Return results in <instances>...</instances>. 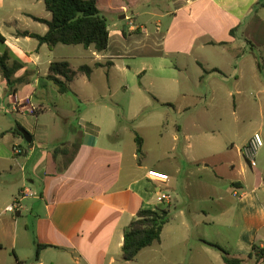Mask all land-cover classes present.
Instances as JSON below:
<instances>
[{
	"label": "crops",
	"instance_id": "crops-1",
	"mask_svg": "<svg viewBox=\"0 0 264 264\" xmlns=\"http://www.w3.org/2000/svg\"><path fill=\"white\" fill-rule=\"evenodd\" d=\"M114 1L97 0V8L101 13L103 9L119 13L120 19L127 21L124 29L128 39L121 30L111 34L108 27L107 49L96 53L89 47L86 50L91 57H82L89 64L75 67L68 58L55 56L59 45L49 49L29 36L47 32V26L35 20L51 19L45 7L37 12L41 14L22 8L15 10V16L5 13L4 27L10 29L20 19L42 29L39 34L11 29L8 34L0 32L4 38L2 51L7 49L11 61L21 65L13 76L14 90L7 96L0 76V106L6 103L18 115L34 121L29 127L23 124L31 135L30 146L7 133L12 128L0 134V168L13 176L0 185V264H131L154 244L141 250L134 261H124L121 248L125 229L140 209L165 206L169 207V220L155 243L159 247L165 230L171 236L172 248L188 247L193 234L199 250L214 260L221 258L220 253L202 241L219 245L232 257L242 259L241 264H264V259L256 262L252 251L253 245L264 250V79L257 70L256 58L260 57L264 69V7L257 8L259 0H161L162 5L134 11L136 2L117 0L115 6ZM141 16L154 19L155 32H148L146 23L139 20ZM33 40L36 43L30 49L20 46ZM128 41L133 43L132 53L127 49ZM138 56L143 59L142 68L132 70L134 76H146L144 61L166 62L171 80L159 90L176 91L182 85L202 83L207 93L204 98H195L205 107L218 103L221 94L232 99L236 107L249 106L246 96L257 90L260 96L255 104L260 117L248 120L255 129L253 133L263 138L257 164L255 160L249 166L239 152L254 134L235 149L236 155L232 149L218 152L207 143L200 115L189 117L187 124L175 128L170 150L151 168L136 151L124 154L118 143H103V135L109 134L107 128L79 113L74 129L66 134L71 137L53 135L50 119L44 116L52 115L54 122V116L62 115L67 123L78 110L77 100L107 110L105 104H98L105 95L95 98L89 92L94 71L103 70L109 76L113 70L126 74L131 68L124 59ZM57 61H66L72 71L86 65L92 73L89 77L77 73L69 84L72 94H60L47 79L50 64ZM186 64L194 67V76L186 74ZM155 97L159 103L171 105L166 93H155ZM232 114L235 122L240 119L236 110ZM16 146L22 155H15ZM58 146L63 153L54 159L51 152ZM72 155L71 162L58 171L57 166ZM254 170L259 171L256 176ZM148 171L164 173L169 179L165 184L151 181ZM249 176L255 177L252 183ZM161 193L168 194L169 200L161 201ZM232 197L233 202L228 199ZM28 198L39 199L36 210L34 204L30 209L23 204ZM17 199L19 211L5 212ZM24 212L28 214L23 216ZM37 244L47 248L35 259ZM22 249H28L29 254L21 256ZM9 251H13L14 261L6 257Z\"/></svg>",
	"mask_w": 264,
	"mask_h": 264
},
{
	"label": "rangeland",
	"instance_id": "rangeland-1",
	"mask_svg": "<svg viewBox=\"0 0 264 264\" xmlns=\"http://www.w3.org/2000/svg\"><path fill=\"white\" fill-rule=\"evenodd\" d=\"M120 1L128 4L136 2L133 7L134 11L141 10L147 5L154 7L162 5L163 3L160 2L161 0H119V2ZM0 2H3L0 7V32L2 34H8L10 29L12 31L24 30L36 34L41 32L42 26L20 19H17L16 25L9 29L4 27L3 19L5 18V13L9 16L8 14L12 12V16H15V10L18 8L25 9L30 13L41 14L37 12H39V10L44 11L42 1L0 0ZM114 4L117 6L119 3L115 0ZM147 10L148 8L146 7L144 11ZM102 14L107 19L111 34L115 29L127 31L126 28L124 29L127 21L120 19L119 13L115 11L106 12V10L103 9ZM139 20H143L146 23L148 32H155L156 25L154 19L141 16ZM166 23L167 21L165 24ZM128 37L129 34L126 32L125 39H128ZM35 43V40L30 44L21 42L20 46L25 49H30ZM126 45L127 49L132 53L134 49L132 41H128ZM90 55V52H87L84 47L79 45H59L55 52L56 57L68 58V62L73 67L81 64H89L90 61L84 60L82 57L90 58ZM142 60L143 59L139 56L136 58H125L124 64L131 68V71L129 70L126 74L113 70L109 76L103 70H95L91 82V90L89 88L85 89H89V92H91L95 98H100L101 94H104V99H99L98 104H105L108 109L103 111L102 108L97 107L92 102H80L77 100L76 104L79 111L77 110L75 113L71 114L70 120L67 123L63 122L62 115L54 116V122H52V115L47 114L44 116L46 117L44 119H50L49 124L52 126L53 135H59L58 133H60L63 137L67 136L66 134H68L71 129H74L77 119L76 116H78L79 113L86 119H93L99 122L103 128H107L106 131L109 132V134L108 136L103 135V143H118L124 154L136 151V155L139 156V159L141 161L146 160L147 168H151L155 166L154 163L158 157L166 156V153L173 144L172 132L175 131L177 126H184L187 124L189 117L193 118V116L196 115L201 116L203 120L202 128L206 133L207 143L218 152L225 153L226 150L230 151L232 149V154L236 155L235 149L240 147L249 136L251 137L254 134L253 132L255 129L248 125V120H257L260 117V109L255 104V101H257L260 96L257 90L250 91L247 96L245 95L250 103L249 106L239 105L236 107L232 99L226 98L221 94L218 103L205 107L196 102L197 99L195 98L196 95L200 98H204L206 95L207 90H205L204 84L196 83L195 85L190 84L185 87L182 85L181 90L161 91L159 87L162 86L163 83H168V81L171 80L168 69L165 67L167 63H160L159 60L144 61L145 65H143V70L146 71V76L141 79L138 76H134L132 70L142 68L140 65ZM185 66H188L186 74L194 76V67L188 64ZM183 76L184 73H182L180 77ZM230 83L231 82L228 84L229 86ZM79 87L82 86L80 85ZM180 92L186 93V96H182ZM155 93H166L167 98L171 99V105L159 103L156 100ZM193 104L197 105L194 106ZM188 106L190 109L184 111L183 109ZM235 110L238 112L240 118L239 120L237 119L236 122L235 118H233L234 114H232ZM25 121L27 123H25ZM109 122L112 123V125L108 126ZM33 123L34 121L28 116H21L15 111H12V106H8L6 103L0 106V134L9 128H16L17 124L27 131L23 124L29 127ZM67 137L71 136L68 135ZM179 152L180 146L177 150V154H179ZM224 157L225 156L221 157L222 161ZM2 170L4 169L0 168V185L5 181L7 183L8 180L13 177L10 176L8 172H3ZM258 172V170H254L255 176ZM254 180L255 177L249 176L250 183ZM228 199L232 202L235 201L234 197ZM40 203L39 199L33 200L32 198H28L23 204L26 205L28 209L34 204L33 210H36ZM27 214V212H24L22 215L25 216ZM170 238V234L165 230V236L161 246L159 247L157 244H154L150 250H148L149 252L131 264H223L219 256L217 260H214L210 256L203 254L199 250L200 246L193 234L189 241L190 247L186 245L185 247L172 248L170 246ZM20 254L21 256H27L29 250L22 249ZM6 257L9 259L8 261H14L13 251H9L8 254L6 252ZM207 258L210 259V261H208ZM184 259L186 261H184ZM30 262L31 261H25L21 262V264H30ZM248 264L255 263L251 261L248 262Z\"/></svg>",
	"mask_w": 264,
	"mask_h": 264
},
{
	"label": "trees",
	"instance_id": "trees-1",
	"mask_svg": "<svg viewBox=\"0 0 264 264\" xmlns=\"http://www.w3.org/2000/svg\"><path fill=\"white\" fill-rule=\"evenodd\" d=\"M47 12L51 14L49 21L35 19L47 26V32L43 36L29 34L30 37L37 40L39 45L45 44L49 49L56 45L82 46L85 49L92 47L96 53L104 52L107 49L109 41V31L107 19L97 8V0H41ZM264 7V0H259L257 8ZM123 36H126V32ZM234 30L230 31L233 34ZM28 34L24 32L23 35ZM4 44V38L0 35V46ZM250 44V43H249ZM0 76L4 85V95L11 94L16 83L13 80L14 74L20 69L21 65L16 61H11L7 50L2 51L0 47ZM257 58V70L264 79V69L260 63V57ZM99 65H96L98 67ZM47 79L55 86L60 94H72L69 84L77 73L89 77L92 68L83 65L76 71L69 68L66 61L52 62L48 69ZM18 129H23L20 125L10 129L7 133L16 138L23 139ZM26 144V142H25ZM30 146L31 143H27ZM62 146V145H61ZM61 146L52 150L54 159L63 153ZM15 155H22L23 151L15 147ZM66 160L62 166H57L58 171H62L72 160ZM169 220V207H156L140 209L135 218L129 223L123 233L122 259L126 262H132L136 259L141 250L150 247L160 241L161 232ZM204 244L220 253L224 264H241L242 259L232 257L226 250L217 244L202 241ZM47 248L45 245L37 244L35 248V259L38 258L40 250ZM252 251L256 262L264 259V250L253 245ZM252 255H249V258ZM16 264H20L17 262Z\"/></svg>",
	"mask_w": 264,
	"mask_h": 264
},
{
	"label": "built area",
	"instance_id": "built-area-1",
	"mask_svg": "<svg viewBox=\"0 0 264 264\" xmlns=\"http://www.w3.org/2000/svg\"><path fill=\"white\" fill-rule=\"evenodd\" d=\"M262 145H263L262 139H261L260 135L256 133L251 137L249 142L239 150L241 156L243 157V159L246 161V163L249 166L254 165L257 154H258L260 148L262 147ZM15 152L17 153L19 151L15 150ZM147 178L151 181L159 182L162 184L167 183V181L169 179L168 175H166L164 173L157 172V171H148L147 172ZM160 200L161 201H168L169 195L166 193H161L160 194ZM20 208H21V206L19 205V201L17 199L12 204L8 205L5 208V212L15 213V212H18Z\"/></svg>",
	"mask_w": 264,
	"mask_h": 264
},
{
	"label": "water",
	"instance_id": "water-1",
	"mask_svg": "<svg viewBox=\"0 0 264 264\" xmlns=\"http://www.w3.org/2000/svg\"><path fill=\"white\" fill-rule=\"evenodd\" d=\"M26 143H31V135L25 129H18Z\"/></svg>",
	"mask_w": 264,
	"mask_h": 264
}]
</instances>
